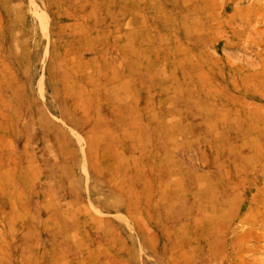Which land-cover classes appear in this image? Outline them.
<instances>
[{
  "label": "rangeland",
  "instance_id": "374dc122",
  "mask_svg": "<svg viewBox=\"0 0 264 264\" xmlns=\"http://www.w3.org/2000/svg\"><path fill=\"white\" fill-rule=\"evenodd\" d=\"M0 264H264V0H0Z\"/></svg>",
  "mask_w": 264,
  "mask_h": 264
}]
</instances>
